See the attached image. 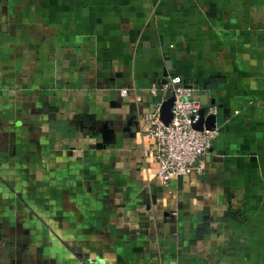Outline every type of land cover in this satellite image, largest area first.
I'll list each match as a JSON object with an SVG mask.
<instances>
[{"label": "crops", "instance_id": "0c3cea01", "mask_svg": "<svg viewBox=\"0 0 264 264\" xmlns=\"http://www.w3.org/2000/svg\"><path fill=\"white\" fill-rule=\"evenodd\" d=\"M175 75L219 134L164 182ZM0 264H264V0H0Z\"/></svg>", "mask_w": 264, "mask_h": 264}, {"label": "built area", "instance_id": "2783aa9c", "mask_svg": "<svg viewBox=\"0 0 264 264\" xmlns=\"http://www.w3.org/2000/svg\"><path fill=\"white\" fill-rule=\"evenodd\" d=\"M150 90L153 94L161 91L164 95L152 111L140 118L141 123L148 127L146 134L153 143L152 154L158 164V176L167 182L195 171H204L206 156L212 149L219 129L200 130L195 127L203 107L202 89L184 83L180 76L175 75L162 88L153 87ZM122 93L125 94V90ZM170 97L174 98L173 117L166 124L160 111ZM211 114H218L216 105L206 107L205 115Z\"/></svg>", "mask_w": 264, "mask_h": 264}, {"label": "water", "instance_id": "95a60500", "mask_svg": "<svg viewBox=\"0 0 264 264\" xmlns=\"http://www.w3.org/2000/svg\"><path fill=\"white\" fill-rule=\"evenodd\" d=\"M206 94L203 93L201 96V104H202V110H201V114H200V119L198 120V122L195 124V127L197 129H211V128H215L216 127V122H217V115L211 114V115H205V111H206V107L208 106V102H205L203 100L204 96ZM173 102H174V98L170 97L168 100H166L164 102V104L161 107V117L164 120V122L166 124H168L172 117H173V113H172V106H173ZM212 104L215 105V100H212L211 102Z\"/></svg>", "mask_w": 264, "mask_h": 264}]
</instances>
